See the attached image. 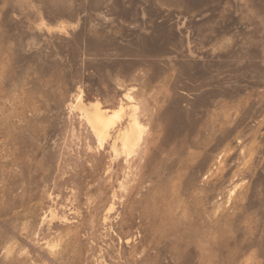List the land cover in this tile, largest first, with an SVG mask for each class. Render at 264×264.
<instances>
[{
  "label": "rangeland",
  "instance_id": "obj_1",
  "mask_svg": "<svg viewBox=\"0 0 264 264\" xmlns=\"http://www.w3.org/2000/svg\"><path fill=\"white\" fill-rule=\"evenodd\" d=\"M0 264H264V0H0Z\"/></svg>",
  "mask_w": 264,
  "mask_h": 264
},
{
  "label": "bare ground",
  "instance_id": "obj_2",
  "mask_svg": "<svg viewBox=\"0 0 264 264\" xmlns=\"http://www.w3.org/2000/svg\"><path fill=\"white\" fill-rule=\"evenodd\" d=\"M122 100L130 102L132 99L129 94H124ZM75 102L76 105H70V107L78 110L80 115L79 118L85 124V127H87L90 136H92L97 146L99 148H103V145L108 144L109 152L113 156V164L116 166H119L120 164L124 165V171L129 170L130 158L132 157L131 155L140 141L142 132L141 125L140 123H138V120L136 118V105L133 106L134 104L132 103V105H123L121 102V104L118 105L116 109L112 110L103 108L98 102H93L90 106H86L81 100V93L76 96ZM126 108L129 110V112L125 115V111L127 110ZM124 115L126 125L123 127L121 125V122L124 119ZM124 174L126 177V173ZM123 186L121 187L123 188ZM108 211H111V208ZM108 211L106 210L107 213ZM49 216H55L54 211H49ZM108 219L110 221V218ZM125 243L127 244L128 240H126Z\"/></svg>",
  "mask_w": 264,
  "mask_h": 264
}]
</instances>
